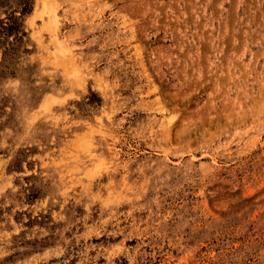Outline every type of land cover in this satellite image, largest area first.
I'll return each mask as SVG.
<instances>
[{"label":"rangeland","instance_id":"1","mask_svg":"<svg viewBox=\"0 0 264 264\" xmlns=\"http://www.w3.org/2000/svg\"><path fill=\"white\" fill-rule=\"evenodd\" d=\"M0 264H264V0H0Z\"/></svg>","mask_w":264,"mask_h":264}]
</instances>
